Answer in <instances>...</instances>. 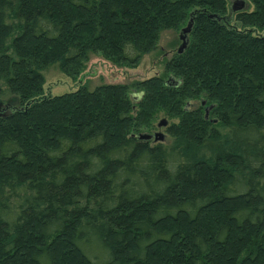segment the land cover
<instances>
[{"label":"trees","instance_id":"obj_1","mask_svg":"<svg viewBox=\"0 0 264 264\" xmlns=\"http://www.w3.org/2000/svg\"><path fill=\"white\" fill-rule=\"evenodd\" d=\"M246 3L0 0V264H264V0ZM165 30L184 45L161 75L44 95L45 68H132ZM161 114L170 142L140 138Z\"/></svg>","mask_w":264,"mask_h":264},{"label":"rangeland","instance_id":"obj_2","mask_svg":"<svg viewBox=\"0 0 264 264\" xmlns=\"http://www.w3.org/2000/svg\"><path fill=\"white\" fill-rule=\"evenodd\" d=\"M236 0H229V4L232 6ZM245 9H251V4H247L244 0ZM243 8V9H244ZM262 34L264 31L261 32ZM180 33L172 30H165L160 34V38L157 44V48L145 54L135 67H120L113 64L109 60L101 57L97 54H90L88 60L83 65L80 73L76 77H70L61 72L57 66H49L42 72L44 78L43 92L46 96L60 95L67 92H72L81 86H85L87 89H93L96 86L102 84H129L134 80H143L155 75H161L163 72L164 61L168 60L174 50L181 45V40L175 44V40ZM0 107L7 106L10 110L14 104L9 103V93L3 91L0 96ZM206 107L205 104H203ZM195 104H190L189 107L193 108ZM207 109V108H206ZM161 121H164L163 125H159ZM162 114L155 120L157 127L148 133L152 136L151 142H155L154 135L161 133L163 135V143L170 142L169 136L165 132L166 126L169 124Z\"/></svg>","mask_w":264,"mask_h":264},{"label":"water","instance_id":"obj_3","mask_svg":"<svg viewBox=\"0 0 264 264\" xmlns=\"http://www.w3.org/2000/svg\"><path fill=\"white\" fill-rule=\"evenodd\" d=\"M245 7V3L243 0H236L234 1V3H232V6H231V11L232 12H235V11H239V10H242L243 8ZM186 30L183 29L182 32H185ZM180 38L182 40V43H181V47L184 45V36L182 34H180ZM164 124V121H161V123H159V125H163ZM163 135L161 133H156L154 135V140H160L162 139ZM140 138H144V139H151L152 136L149 135V134H142L140 135Z\"/></svg>","mask_w":264,"mask_h":264}]
</instances>
